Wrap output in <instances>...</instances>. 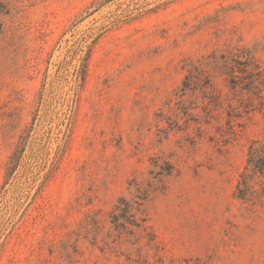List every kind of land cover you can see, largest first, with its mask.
Returning a JSON list of instances; mask_svg holds the SVG:
<instances>
[{"label":"rangeland","instance_id":"1","mask_svg":"<svg viewBox=\"0 0 264 264\" xmlns=\"http://www.w3.org/2000/svg\"><path fill=\"white\" fill-rule=\"evenodd\" d=\"M0 11V264H264V0Z\"/></svg>","mask_w":264,"mask_h":264},{"label":"trees","instance_id":"2","mask_svg":"<svg viewBox=\"0 0 264 264\" xmlns=\"http://www.w3.org/2000/svg\"><path fill=\"white\" fill-rule=\"evenodd\" d=\"M1 13V11H0ZM2 32V23L0 21V34ZM236 63L243 66L242 69H239L238 72L241 74L248 73L249 79H252V81L249 83V85L256 86L257 83L260 84V68L259 66L254 62L253 58L246 55L245 61L240 62L236 60ZM236 67H229V70H231V73L235 72ZM234 79H237V76L233 75ZM236 85V83H234ZM15 162V156L12 157V165H14ZM249 166L252 168L254 175L259 173L262 176H264V149L259 147L257 143L255 142L251 147L249 151V159H248ZM14 168V167H13ZM250 175L248 173H244L242 175V180L239 184V192L242 194L241 197L244 198L250 191V186L248 184ZM142 204L139 203V201L130 202L125 198H120L115 206L114 209V224H116L119 227H127L126 225H131L137 228H140L141 225L137 222L136 214L134 211H140V206ZM131 218H135L132 219Z\"/></svg>","mask_w":264,"mask_h":264}]
</instances>
